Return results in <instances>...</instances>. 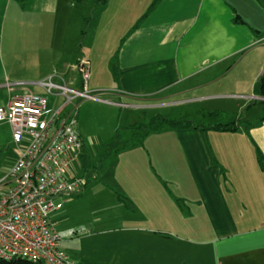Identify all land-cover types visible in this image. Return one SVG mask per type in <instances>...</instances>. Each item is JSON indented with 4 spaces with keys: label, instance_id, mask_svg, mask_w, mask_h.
<instances>
[{
    "label": "crops",
    "instance_id": "1",
    "mask_svg": "<svg viewBox=\"0 0 264 264\" xmlns=\"http://www.w3.org/2000/svg\"><path fill=\"white\" fill-rule=\"evenodd\" d=\"M153 1L146 0L148 7L140 0L94 7L88 54L80 50L59 65L58 77L47 78L71 85L70 73L86 63L90 79L98 62L105 64L106 84L86 90L114 98L106 103L135 115L151 109L193 121L218 113L233 121L250 112L264 74V0H160L146 15ZM49 3L46 13L57 6ZM8 82L0 57V108L14 95L31 93H16ZM260 118L240 119L235 132L164 130L141 141L133 132L129 147L92 174L82 161L95 165L107 143L78 134L83 157L75 172L86 182L79 195L55 200L60 208L50 220L58 232H84L63 239L60 249L73 264H264ZM19 153L9 126L0 123V178ZM177 168L187 175L189 190L168 188L177 184Z\"/></svg>",
    "mask_w": 264,
    "mask_h": 264
},
{
    "label": "built area",
    "instance_id": "2",
    "mask_svg": "<svg viewBox=\"0 0 264 264\" xmlns=\"http://www.w3.org/2000/svg\"><path fill=\"white\" fill-rule=\"evenodd\" d=\"M85 66L80 68L82 83L88 76ZM39 86L42 94L14 95L0 108V123L9 126L20 150L16 162L0 178V261L73 264L60 242L84 230L58 232L50 215L60 208L56 199L79 195L86 182L75 172L83 151L76 130V106L69 113L65 110L73 101L96 97L85 88L76 91L54 83L52 77ZM50 96L64 97L65 102L50 109Z\"/></svg>",
    "mask_w": 264,
    "mask_h": 264
},
{
    "label": "rangeland",
    "instance_id": "3",
    "mask_svg": "<svg viewBox=\"0 0 264 264\" xmlns=\"http://www.w3.org/2000/svg\"><path fill=\"white\" fill-rule=\"evenodd\" d=\"M44 1L45 4L43 5ZM55 1H57L56 9L55 6H52L55 11L46 13V6L48 7L50 4L49 0H0L2 75L8 77V84L22 83L20 86L13 87L16 93L23 89L26 92L42 94L43 91L38 84L46 80L48 76L58 77L60 64L69 61L74 56L77 57L80 50L84 55L88 54L92 43L93 28L96 26V23L90 24L92 10L95 9L93 4L85 2L82 5H74L73 0ZM140 1L145 7H148L146 0ZM149 1L152 2V0ZM85 68L88 76L83 82V87L80 80L81 73L77 71L69 74L68 79L72 84L68 85V82H65V85L76 91H81L84 88L86 90V86L88 84L91 86L94 82L105 86V80H107L105 64L101 65L100 63L99 65L97 62L96 65H93L90 79L89 68L87 65ZM96 71L98 72L97 75L95 74ZM53 82L60 84L56 78L53 79ZM86 92L95 96L96 100L73 101L65 111L69 113L76 106V130L83 141H89L92 144H96L99 140H102V143L110 144L117 130L121 133L122 140L128 141L131 139L133 131L125 130L127 124L134 122L130 126L138 129L152 117L159 115L156 110L151 109H144L141 112H136L135 115L126 112L124 108L120 109L106 103L108 101L116 102V100L104 95V93H91L87 90ZM64 102V97L50 96L48 108L56 109ZM168 112L166 111L164 114L167 115ZM262 113H264V108L255 105L250 112H241L237 116L242 119L243 123L245 121L254 122L258 116L264 115ZM171 117L176 120L187 121L179 118L180 116L176 113L171 114ZM191 117L193 120L191 122L204 128L217 122L225 123L228 121L224 114L218 116L216 120L207 116H204L203 119L197 116ZM134 133L137 134L135 131ZM96 164L97 161H95ZM89 169V173L92 174L99 167L96 165L89 167ZM177 170V184H168V188L171 190L176 188L189 190L191 186L187 182V175L183 168H177Z\"/></svg>",
    "mask_w": 264,
    "mask_h": 264
},
{
    "label": "trees",
    "instance_id": "4",
    "mask_svg": "<svg viewBox=\"0 0 264 264\" xmlns=\"http://www.w3.org/2000/svg\"><path fill=\"white\" fill-rule=\"evenodd\" d=\"M109 0H73V4L74 5H82L85 2H89L93 4V7H103L108 3ZM160 0H154L153 3L151 4V6L149 7L146 15L148 13H150L154 7L158 4ZM236 22H239V20L235 19ZM111 74L113 77L114 81H117V71L114 67H112L111 70ZM81 80V85H83L82 83V78ZM253 94L255 98H259V99H264V74H262L255 86H254V90H253ZM252 105H259L262 106V108H264V100H257V101H253ZM221 114L218 113H212L209 115H206L207 117H211L213 119L216 120V118L218 116H220ZM260 120H264V115H262V117L260 118ZM239 123H241V120H233V121H227L225 123H219L217 122L214 125H209L206 128L201 127V126H197L196 124H194L191 121H184V120H176V119H168L165 118L161 115H156L154 117H152L146 124H144L143 126H141V128H133V126H130L128 128H126L127 130L130 131H135L137 132V134L135 133V141L136 140H143L146 136H148L149 134H153V133H159L161 131L164 130H199V131H214V132H235L237 130V127L239 125ZM140 130V131H139ZM132 142H125L121 139V133L117 130L112 142L110 144H106L102 147V153L99 155L98 160H97V166L99 167V169H102L103 163L113 154H118L121 151L125 150L126 148L129 147V145ZM83 151L80 155V160L82 161V157H83ZM257 161L259 164V167L261 170H264V163H262V157L260 154H258L257 157ZM82 165L84 166V169L87 171L89 169L88 166H90L87 162H85V160L82 161ZM93 165V166H96ZM0 264H40V263H32V262H28L26 260H21V259H13L10 261H0Z\"/></svg>",
    "mask_w": 264,
    "mask_h": 264
},
{
    "label": "water",
    "instance_id": "5",
    "mask_svg": "<svg viewBox=\"0 0 264 264\" xmlns=\"http://www.w3.org/2000/svg\"><path fill=\"white\" fill-rule=\"evenodd\" d=\"M257 99H259V98H257ZM259 100H264V99H259Z\"/></svg>",
    "mask_w": 264,
    "mask_h": 264
}]
</instances>
